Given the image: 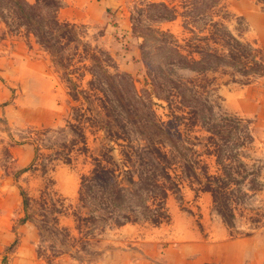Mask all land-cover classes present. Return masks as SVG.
Returning a JSON list of instances; mask_svg holds the SVG:
<instances>
[{
	"label": "rangeland",
	"instance_id": "1",
	"mask_svg": "<svg viewBox=\"0 0 264 264\" xmlns=\"http://www.w3.org/2000/svg\"><path fill=\"white\" fill-rule=\"evenodd\" d=\"M153 1L73 24L59 0H0V264H124L130 227L202 192L234 235L264 231V123L240 111L264 33L237 0ZM31 67L53 85V124L24 120L41 100L20 84Z\"/></svg>",
	"mask_w": 264,
	"mask_h": 264
},
{
	"label": "crops",
	"instance_id": "2",
	"mask_svg": "<svg viewBox=\"0 0 264 264\" xmlns=\"http://www.w3.org/2000/svg\"><path fill=\"white\" fill-rule=\"evenodd\" d=\"M58 19L66 23H103L110 12L120 7V0H59ZM153 2H168L154 0ZM231 6L247 21L256 25L262 36L264 11L254 0H237ZM233 10V9H232ZM264 44L263 38L261 39ZM21 87L28 96L39 93L40 102H34L32 109L22 112L24 120L35 124L55 122L54 95L52 83L41 67L26 69ZM37 85V86H35ZM40 90H42L40 92ZM8 91L0 84V98L8 97ZM240 111L264 123V78L247 87L240 102ZM14 165L24 169L33 160L34 148L30 145L12 147ZM6 198L14 199L10 188ZM183 205L170 197L165 207L166 222L158 226L130 227L133 242L124 264H264V231L246 235H234L222 217L214 211L212 195L207 192L182 196ZM181 202V204H182ZM134 236V237H133Z\"/></svg>",
	"mask_w": 264,
	"mask_h": 264
},
{
	"label": "trees",
	"instance_id": "3",
	"mask_svg": "<svg viewBox=\"0 0 264 264\" xmlns=\"http://www.w3.org/2000/svg\"><path fill=\"white\" fill-rule=\"evenodd\" d=\"M26 5H27V4H26ZM27 6H28L29 8H31V9L33 8V7H32V6H30V5H27ZM55 21H56V24H57V25H60V24H59V22H58V20H57V18H56V20H55ZM164 197H166V194H165V193H164ZM155 226H157V225H155Z\"/></svg>",
	"mask_w": 264,
	"mask_h": 264
}]
</instances>
